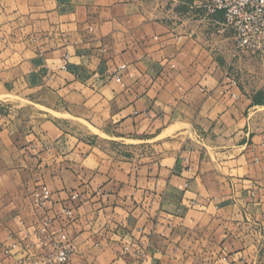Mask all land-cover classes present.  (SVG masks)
<instances>
[{"label": "crops", "instance_id": "1", "mask_svg": "<svg viewBox=\"0 0 264 264\" xmlns=\"http://www.w3.org/2000/svg\"><path fill=\"white\" fill-rule=\"evenodd\" d=\"M163 13L141 0H0V101L44 111L0 126V264H44L22 248L40 185L49 217L79 194L66 264L264 262V103ZM38 89L55 102L36 103Z\"/></svg>", "mask_w": 264, "mask_h": 264}, {"label": "rangeland", "instance_id": "2", "mask_svg": "<svg viewBox=\"0 0 264 264\" xmlns=\"http://www.w3.org/2000/svg\"><path fill=\"white\" fill-rule=\"evenodd\" d=\"M141 1L150 9L159 8L162 5L163 14L170 16L167 20L175 28L177 27L179 31L184 33H193V36L209 51L210 56L218 63L219 71L226 80H229L226 81V84L235 85L242 95L251 96L255 103H264V28L261 31L257 28L261 21L249 20L238 25L226 24L222 12L213 14L206 12L202 7L204 0ZM244 35L249 38L247 45L240 43V38ZM33 94L36 103H54L56 100L55 95L41 89L34 90ZM42 112L44 111L39 107L23 100L15 98L1 100L0 126L14 120L20 123L31 119L38 121L41 117H36V114ZM78 128L79 130H77ZM71 129L80 132L82 137H87L86 130L82 128V125L79 127L75 125ZM43 186L47 187L40 185L30 193L29 198V203L32 210L37 213L36 218L38 219L37 226L30 233L34 240L33 247L30 243V245L27 244L22 248L23 251L33 249V253L39 258L43 256L44 258L39 261L44 264H66L70 257L64 263H58L54 259L61 244L59 229H63L68 238L66 228L74 219L73 208L79 201V194L75 190L72 191L65 200L61 212L57 216L49 217L45 206L51 200L52 193L47 187L50 198L43 199L40 194ZM0 188L3 186L0 185ZM72 193H77V199H71ZM66 210L72 211L71 217L67 215ZM55 219L58 220L56 224L54 223ZM68 242L72 247V253L74 248L69 238ZM14 243L16 246L18 245L16 242ZM9 247L10 244L2 246L4 253L8 252L7 248ZM43 250H47V256H44Z\"/></svg>", "mask_w": 264, "mask_h": 264}, {"label": "built area", "instance_id": "3", "mask_svg": "<svg viewBox=\"0 0 264 264\" xmlns=\"http://www.w3.org/2000/svg\"><path fill=\"white\" fill-rule=\"evenodd\" d=\"M202 7L206 10L207 13L213 14L215 12H222L226 24L238 25L241 22H246L249 20H255V22H260L258 30H263L264 28V0H204ZM240 43L247 45L249 43V38L243 36L240 38ZM66 65V56L63 63V68ZM117 81H120V76H116ZM41 197L43 199L50 198V192L47 187L43 186L41 190ZM77 193L71 194V199H77ZM67 211V210H66ZM67 215L71 217L72 211L68 210ZM44 230V228H43ZM60 230V246L56 251L54 256L55 261L58 263L66 262L72 251V247L68 242V238L64 233L63 229ZM16 246L15 243L10 245L11 248ZM124 251H128L129 246H124Z\"/></svg>", "mask_w": 264, "mask_h": 264}]
</instances>
